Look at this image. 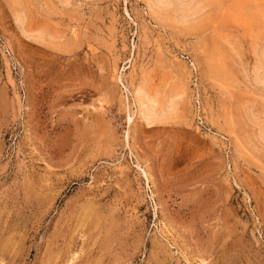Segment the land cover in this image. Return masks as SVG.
I'll list each match as a JSON object with an SVG mask.
<instances>
[{
	"label": "rangeland",
	"instance_id": "1",
	"mask_svg": "<svg viewBox=\"0 0 264 264\" xmlns=\"http://www.w3.org/2000/svg\"><path fill=\"white\" fill-rule=\"evenodd\" d=\"M213 1L186 27L145 0H0V264H264V84L233 18L264 0ZM139 85L174 117L146 126Z\"/></svg>",
	"mask_w": 264,
	"mask_h": 264
},
{
	"label": "bare ground",
	"instance_id": "2",
	"mask_svg": "<svg viewBox=\"0 0 264 264\" xmlns=\"http://www.w3.org/2000/svg\"><path fill=\"white\" fill-rule=\"evenodd\" d=\"M61 1L68 2L69 0ZM213 2V0H145L148 11L152 16L170 19L186 27L196 25L205 19V16L209 14L207 9L213 6ZM217 2L222 1L218 0ZM231 5L233 6V4ZM215 9L217 8L215 7ZM212 12L214 13V10ZM13 16L20 30L19 32L26 39L28 38L36 42H46V44L54 43L57 47L61 46L59 42L54 40L56 38L53 39L48 34L45 35L41 30H25L23 28V17L19 11H13ZM233 18L237 24H240L247 30V35L251 38L255 60L253 64V77L256 83L264 84V12L260 8L254 7L250 14H238ZM257 19H262V22L257 23ZM253 23H257L254 28L251 26L254 25ZM132 96L136 104L138 118L146 126L160 124L173 118L176 114L177 107L174 103L170 104V106L160 105L140 85L133 87ZM250 110L247 112V116L250 121L252 120V122L259 126V136L264 140V120L257 117Z\"/></svg>",
	"mask_w": 264,
	"mask_h": 264
}]
</instances>
